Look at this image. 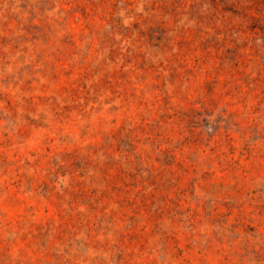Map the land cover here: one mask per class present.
Returning a JSON list of instances; mask_svg holds the SVG:
<instances>
[{"label":"rangeland","instance_id":"obj_1","mask_svg":"<svg viewBox=\"0 0 264 264\" xmlns=\"http://www.w3.org/2000/svg\"><path fill=\"white\" fill-rule=\"evenodd\" d=\"M0 264H264V0H0Z\"/></svg>","mask_w":264,"mask_h":264}]
</instances>
